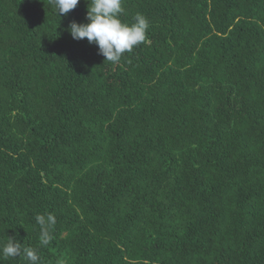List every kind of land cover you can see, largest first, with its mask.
Returning a JSON list of instances; mask_svg holds the SVG:
<instances>
[{
  "label": "trees",
  "instance_id": "trees-1",
  "mask_svg": "<svg viewBox=\"0 0 264 264\" xmlns=\"http://www.w3.org/2000/svg\"><path fill=\"white\" fill-rule=\"evenodd\" d=\"M88 7L0 0V247L264 264V0H123L150 27L116 64L70 34Z\"/></svg>",
  "mask_w": 264,
  "mask_h": 264
},
{
  "label": "clouds",
  "instance_id": "clouds-1",
  "mask_svg": "<svg viewBox=\"0 0 264 264\" xmlns=\"http://www.w3.org/2000/svg\"><path fill=\"white\" fill-rule=\"evenodd\" d=\"M58 15H66L77 7L80 0H52ZM89 4L88 23L70 24L69 31L73 39L87 38L90 44H96L99 54L113 64L118 63L126 52H131L139 44L147 40L150 27L148 19L142 13H136L131 24L122 21L124 14L123 0H86ZM36 222L40 226L41 245H47L50 240V229L55 225L56 218L49 213L46 216L37 214ZM0 254L4 258L23 257L28 264H40V256L36 249L22 247V244L8 237L6 243L0 247Z\"/></svg>",
  "mask_w": 264,
  "mask_h": 264
}]
</instances>
